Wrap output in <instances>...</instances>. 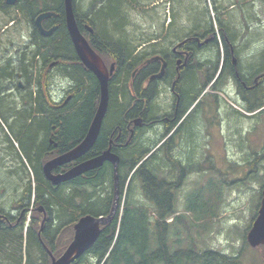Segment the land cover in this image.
Segmentation results:
<instances>
[{
  "label": "trees",
  "instance_id": "16d2710c",
  "mask_svg": "<svg viewBox=\"0 0 264 264\" xmlns=\"http://www.w3.org/2000/svg\"><path fill=\"white\" fill-rule=\"evenodd\" d=\"M134 1L92 0L90 5L88 4L94 12L92 23L83 21L82 14L74 2L76 20L81 31L88 32L84 29L86 24L94 28L92 33L95 35L87 38L91 47L102 57L107 66L115 64V67H118L109 80L110 104L106 124L110 125V129L125 119L141 116V110H148L152 106L154 111L158 110V106L150 102L151 97L147 93L139 98L140 102H135L133 107L130 106L132 92L138 95L139 89L137 79L133 78L135 68L140 60L153 56L156 49L149 46L145 53H141L139 50L141 44L148 41H134V38L126 32L130 25L127 9L132 7ZM99 3L101 6L95 10ZM180 7L183 8L182 5ZM196 8L193 6L189 8V17L193 19L192 26L195 28L208 23L207 12L198 11L201 8H197L198 10ZM9 9H16L22 14L23 22L29 28V43L26 47L31 51H25L17 60L11 57V60L0 68V120L7 124L8 129L6 132L0 124V136L3 137L1 143L7 145L5 154L12 153L16 157L15 165L18 168L1 163L6 171L0 181L4 182L3 187H5L1 196L9 191L11 197L7 200L8 206L12 208L17 206L20 213L15 220L21 218V223H17L14 229L11 228L12 230L7 226L4 227L0 222V264H51L50 255L58 259L73 241L74 226L80 219L86 216L100 218L110 215L114 204V167L105 163L102 167L72 180L73 183L67 182L61 187L53 186L42 175L41 169L46 162L73 150L84 140L98 109L100 85L96 76L87 71L77 58L67 30L63 0H17L14 5H8L7 0H0V11L8 15L10 20L15 21ZM47 12H53L55 16L43 24L44 28L57 27L50 37L42 36L35 25L36 18ZM222 16L221 13L220 17ZM216 19L221 35L225 37L223 34L225 26H222L220 18ZM235 25L233 20L227 23L228 28ZM160 26L161 35H164L166 26L165 24ZM170 27L172 37H177L188 30V28L178 30V26L173 24ZM165 40L168 42L169 38ZM261 62L263 64V61ZM215 63V61L210 62L216 69ZM50 65L58 67L59 69L55 70H59L65 79L73 83V88H69L67 92H77V96L65 106L63 99L55 97L51 91L55 75L50 73L48 79L43 80L45 70L52 71ZM38 69L43 72L41 75ZM205 74L207 73L197 70L188 74L185 84L190 91L187 89V92H202L213 79V76L209 75L206 85L203 86L204 82L201 80L204 81ZM9 84L10 89L12 87L14 92H17V97L13 98L14 94L4 90ZM148 92H154V88L152 87ZM262 96L260 92L259 99ZM17 98L20 103L16 102ZM142 98L147 102L142 101ZM194 102L195 98H192L187 106ZM263 108L264 104L252 103L250 111L256 112ZM193 131L194 127H192ZM109 140V133L101 132L93 149L85 158L88 160L99 156L110 146L113 153L121 156L122 152L124 159L119 165V175L122 177L119 208L116 217L102 227L96 243L73 264L86 263L88 256L95 260L93 261L95 264H242V251L238 256L230 257L211 250L201 253L197 250L195 240L192 242L190 240L187 248L182 247V239L175 241L174 248L168 243V229L175 227L174 224L167 222L168 218L173 217L185 228H190L185 214H177L178 191H164L163 186L167 184V180L160 182L155 174L160 163H167L165 157H159V153L168 151V143L151 154L154 147H147L146 144L122 149L116 142L110 145ZM155 145L154 143L152 146ZM148 155L150 157L147 161L142 162ZM131 159L132 161H128ZM137 166L134 177L139 179L144 194L142 195L154 208L151 212L132 199L129 189L126 191L127 199L123 197L125 173L127 172L126 177H129ZM63 169L65 171V167ZM71 186L74 190L67 194ZM88 186L94 190L107 186L111 191L104 198H100L95 195L97 190L89 189L88 192ZM24 195L29 197L26 206L23 203ZM33 196H35L36 209L32 211L30 225L26 227L28 208L32 204L29 201ZM189 196L187 208L192 207L198 213L197 218L204 219L203 215L207 213L202 207L204 205H201L200 196L197 194L195 199ZM39 207L48 213L47 226L43 228L41 235H39V222L44 214L38 213ZM22 212L25 214L22 215ZM210 216H214V213L212 212ZM187 231L190 235L191 230L187 229ZM247 233L248 230L244 234L245 248L250 246L246 238ZM260 264H264V261Z\"/></svg>",
  "mask_w": 264,
  "mask_h": 264
},
{
  "label": "rangeland",
  "instance_id": "374dc122",
  "mask_svg": "<svg viewBox=\"0 0 264 264\" xmlns=\"http://www.w3.org/2000/svg\"><path fill=\"white\" fill-rule=\"evenodd\" d=\"M91 2L92 0L75 1V6L80 10L83 21L88 23H92L94 16V12L89 7ZM153 2L159 6L158 9H151ZM233 3L238 5L229 8ZM98 5L95 10L101 6L100 3ZM179 5H182L183 8ZM192 6L193 8L196 6L201 8L199 10L196 8L198 11L207 12L209 19L206 20L214 22L212 23L214 29L218 27L216 18H220L219 13L222 10L227 11L228 16H230L229 20H233L236 24L234 29L243 30V34L239 38L241 40L240 45L243 47L246 45L245 50L250 48L254 54L253 67L255 70L264 67V0H135L132 7L127 9L130 25L126 32L134 38V41H151L154 38V25H156L157 31L162 30L160 24L166 26L167 21H172V17L173 26L189 29L194 24L193 19L189 17V8ZM9 11L13 13L11 17L15 21L10 20L8 15L0 11V60L4 59L6 62L12 56L13 60H17L23 56L25 51H31L26 47L29 43V28L23 22L22 14L16 9H9ZM249 13L252 16L247 21L245 16L247 17ZM248 25L252 26L250 33H247ZM169 27L166 26L165 28ZM170 29L171 27L169 32ZM85 36L89 39L90 34L85 32ZM209 54L211 53L204 52L199 58L203 59ZM38 71H40V75L43 73L40 69ZM52 74L55 77L51 91L55 97L63 98L64 92L73 88V83L71 80L65 79L59 70H54ZM201 82L204 81L201 80ZM223 88L226 91H233L228 90L227 86ZM4 90L8 91L7 86ZM33 90L35 92V88ZM199 90L201 89L199 88ZM11 93L15 95L13 98L17 97V92L12 90ZM221 93L227 95L229 101L218 95L221 99L220 107H218L220 122L214 126L203 124L200 129L196 128L194 137L187 146L186 153L189 161L187 160L186 164L190 162V165L187 167L188 171L183 170L182 172L186 176L183 188L177 194L176 209L178 215L185 214L186 222L190 228H185L173 217L168 218L167 222L171 225L174 224L175 227L168 229L167 240L172 248L175 247V241L179 239H182L183 248L188 247L190 240L191 242L195 240L197 250L201 253L211 250L222 255L236 257L242 251V264H260L264 261V247L251 248L249 246L245 248L244 234L247 230L249 231L258 213L264 186V111L250 116V112H248L250 110L244 108L240 102L241 98L237 97L236 92ZM261 93L262 98L255 99L254 105L264 104V92ZM18 101L17 98L16 102L20 103ZM230 101L236 105L239 104L247 112H238ZM213 110L215 111L214 108ZM0 124L8 132L7 124L1 120ZM192 125L193 127L196 125L194 121ZM2 139L3 137L0 136V181L3 174L6 173L1 163L18 169L15 165L16 157L12 153V155L5 154L7 145L1 143ZM155 140L156 138H153V141ZM152 147L154 146L151 145L150 148ZM177 170L178 168H176ZM126 173L123 197L125 196L127 199L126 191L129 189L130 196L139 202V206L147 209L148 212L153 211L152 204L143 196L139 179L133 177L129 182ZM3 186L4 182H0V214L10 216L12 207L8 206L7 200L11 194L8 191L7 194L1 196L3 188H5ZM20 188L22 190V187ZM68 189L67 194L74 190L72 186ZM89 189L97 190L95 195L100 198H104L111 191L107 186L96 190L89 187L88 192H90ZM21 190L19 191L22 192L23 190ZM197 194L200 196L201 205H204L202 207L207 213V215H203L204 219L197 218L198 213L192 207L187 208L188 196L190 195V198L195 199ZM25 197V199L23 198L24 206L28 205L26 201L29 199L28 196ZM33 201L34 199L31 197L29 202L32 204L28 208V219H31L32 211L35 208ZM4 202L7 204L5 205ZM5 206L7 207L4 208ZM212 212L214 216H210ZM17 223L20 224L21 222L16 221L15 226ZM28 226L29 223L27 222L26 227ZM187 229L191 230V239L189 240L190 235ZM176 230H178L177 234ZM93 261L95 260L88 256L84 264H95Z\"/></svg>",
  "mask_w": 264,
  "mask_h": 264
},
{
  "label": "flooded vegetation",
  "instance_id": "af4514ba",
  "mask_svg": "<svg viewBox=\"0 0 264 264\" xmlns=\"http://www.w3.org/2000/svg\"><path fill=\"white\" fill-rule=\"evenodd\" d=\"M157 7L159 6L155 2L151 4L152 10L158 9ZM171 24V21H167L166 26H170ZM86 25L84 29H86ZM161 32V30L157 31V27L154 25V38L145 44H141L139 48L141 53H145V50L149 46H153L156 49L153 56L143 58L135 68L133 78L137 79L139 89L138 95L132 92L133 98L132 104L130 105L133 107L135 102H140L139 98L147 93L151 97L150 102L158 106V110L154 111L153 106L148 110H141V116L130 120L125 119L112 129L109 128L110 125L106 124L107 113L101 132L109 133V144L113 145L116 142L122 149H128V147L139 144H146L147 147H150L155 142L156 145L152 153H156L162 146L168 143V151L159 153V157H165V162L167 163H160V167L158 166L155 174L160 182L167 180V184L163 186L164 191L177 190L179 192L183 188L186 176L182 172L183 170L188 171L187 167L190 165V162L186 164L187 160L189 161L186 151L187 146L194 137L195 129H200L201 126L203 127V124L214 126L220 122L218 107H220L221 99L218 96L219 93L236 92L237 97L241 98L240 102L244 107L251 110L252 103L255 102V99L260 98V92L264 89V68L255 70L253 67L254 54L250 48L245 50L247 48L246 45L243 47L235 41H229L227 37L224 39V36L220 33V29L215 30L210 21L197 28L192 26L177 37L171 36L169 28L164 32V35H161ZM90 35L94 36L95 34L90 32ZM166 38H169L168 42H166ZM3 51H5L4 48ZM204 52L211 54L203 59L199 58ZM214 61L217 64L216 69L210 64V62ZM6 63L4 59H1L0 68L5 66ZM58 64V67H60L59 62ZM58 67L52 65V71L45 70L43 80H47L50 73L52 74L53 70L59 69ZM83 67L86 69L84 65ZM116 69L118 70V67ZM162 70H164L163 77H155L161 74ZM194 70L207 73L205 74L203 86L206 85L209 75L213 76L211 84L202 92H187L188 87L185 84V80L188 74ZM224 86H227L228 90L231 89L233 91H226L223 88ZM152 87L154 88V92H148ZM7 89L9 94H12V90L14 91V88L11 87L10 89V84L7 85ZM64 94L65 96L61 98L63 99L64 106L77 96V92L66 91ZM225 96L227 97V95ZM192 98H195V102L187 106V103ZM142 101L147 102L146 99ZM137 119H141L139 126L136 125ZM193 121L196 125L192 132ZM154 132H156L155 135H153ZM153 138H156V140L153 141ZM123 156L121 152V156H119L121 159L120 163L124 159ZM85 160L87 158L84 156L74 163L57 168L54 173L67 172ZM128 161H132V159ZM158 162H160L159 159ZM64 167L65 171L63 169ZM176 168H178L177 171ZM119 177L120 182L122 177L121 175ZM132 177H134V172L130 174L128 180ZM68 182L71 184L74 181ZM66 183L64 182L59 185L51 184L61 187L66 185ZM146 200L149 201L147 198ZM19 213L18 207H13L10 217L7 220L5 217H2L5 218L4 221L6 224L1 225L4 227L7 226L8 229H14L16 227V221H21V218L20 220H15ZM21 214L24 215L25 213L22 212ZM47 214L46 217L43 215V218L39 222V235L42 234L43 228L47 226ZM0 222L2 223V221ZM30 222L31 219L29 220V225Z\"/></svg>",
  "mask_w": 264,
  "mask_h": 264
},
{
  "label": "water",
  "instance_id": "95a60500",
  "mask_svg": "<svg viewBox=\"0 0 264 264\" xmlns=\"http://www.w3.org/2000/svg\"><path fill=\"white\" fill-rule=\"evenodd\" d=\"M63 1L65 7V14H66L65 19H66L68 32L71 36L73 45L75 47L76 52L78 53L79 58L81 59L83 64L87 67V69H89L95 74V76L98 78L100 82L101 102L96 112V118L92 124L90 132L86 136L81 146H79L77 150H75L72 154L59 159L57 158L47 163L45 167L46 176L54 184L59 185L60 183L71 181L89 171L97 169L103 164L104 161H110L115 166V181H114L115 199H114L113 209L109 217L94 218L91 216H86L79 220V222L74 226V230H75L74 241L69 246L68 250L60 258V260L54 261L53 264L74 263L97 241L101 233V227L106 226L114 218V215L117 211V207L119 203V194H120L119 182L117 179V164L119 157L116 156L115 154L105 153L101 157H98L94 160L81 164L78 167H74L73 169L68 171L65 175L57 176V175H53L52 173L53 169L56 168L57 166L75 161L77 158L81 157L82 154L87 152L93 146L95 140L97 139L100 133L103 119L106 116L109 108L110 92L108 90V85H109V79L111 75H113L115 69L114 64H112V67L110 68V70H108L103 59L91 48L88 40L81 31L79 24L76 20V13L74 10L75 9L74 0H63ZM8 2L12 4L15 2V0H8ZM50 16H54V14L42 15L37 20V24L41 28V31L44 35L47 34L46 33L47 31H45L41 27V21L44 18ZM86 27L87 30L93 32V29L90 26H86ZM163 74H164V70H162L161 74L155 77L162 78ZM140 123H141V119H137L136 125L139 126ZM247 241L249 245L253 248L264 246V189L262 191L261 207L258 213V217L256 218L251 230L248 233Z\"/></svg>",
  "mask_w": 264,
  "mask_h": 264
},
{
  "label": "bare ground",
  "instance_id": "6f19581e",
  "mask_svg": "<svg viewBox=\"0 0 264 264\" xmlns=\"http://www.w3.org/2000/svg\"><path fill=\"white\" fill-rule=\"evenodd\" d=\"M16 1L17 0H15V2L14 3H12V4H10L9 2H8V0H7V4L8 5H14L15 3H16ZM186 7V6H185ZM154 8V7H153ZM158 8V7H157ZM150 11V10H149ZM161 13V12H160ZM45 14H54V16H55V13H53V12H47V13H42V14H40L37 18H36V20H35V25H36V27L38 28V30H39V32L41 33V35L42 36H44V37H50L51 35H53V32L57 29V27H53V28H51V29H45L44 28V26H43V24L45 23V21H47L48 19H50V18H52L53 16H50V17H46V18H44L42 21H41V27L45 30V31H47L46 33L47 34H43L42 33V31H41V28L39 27V25L37 24V20H38V18L40 17V16H42V15H45ZM168 14V13H167ZM79 15V14H78ZM116 15V14H115ZM116 17V16H115ZM88 18V17H87ZM168 18V17H167ZM171 18V17H170ZM169 18V19H170ZM83 19V18H82ZM172 19V21H174L173 20V17L171 18ZM209 19V18H208ZM80 20V19H79ZM215 24H216V22H215ZM67 25V24H66ZM203 25V24H202ZM208 25V24H207ZM121 26V25H120ZM212 26H213V24H212ZM181 27H183V26H181ZM214 27V26H213ZM170 28V27H169ZM94 29V28H93ZM183 29V28H182ZM68 30V29H67ZM178 30H179V28H178ZM215 30H219V28L218 27H215ZM50 31H51V33H50ZM95 32V31H94ZM69 33V32H68ZM96 33V32H95ZM84 34V33H83ZM220 34V33H219ZM224 35H225V37H227V39L230 41L231 39H230V37L226 34V33H223ZM40 35V34H39ZM69 36H70V34H69ZM146 36V35H145ZM221 36V35H220ZM225 37H223L224 39H225ZM70 39H71V36H70ZM225 41V40H224ZM71 42H72V39H71ZM72 44H73V42H72ZM91 46V45H90ZM73 47H74V45H73ZM92 48V47H91ZM93 49V48H92ZM74 50H75V47H74ZM94 50V49H93ZM95 51V50H94ZM96 52V51H95ZM75 53H76V55H77V58L80 60V62L83 64V62L81 61V59L79 58V56H78V53L76 52V50H75ZM97 53V52H96ZM98 54V53H97ZM99 55V54H98ZM100 56V55H99ZM101 57V56H100ZM102 58V57H101ZM104 61V60H103ZM84 65V64H83ZM106 65V64H105ZM85 66V65H84ZM107 66V65H106ZM114 66H115V64H114ZM86 67V66H85ZM112 67V64H111V66L110 67H108L107 66V68H108V70H110V68ZM264 68V67H263ZM86 69H87V67H86ZM87 70H89V69H87ZM115 70H116V67H115V69H114V72H115ZM90 71V70H89ZM90 72H92V71H90ZM93 73V72H92ZM94 74V73H93ZM95 75V74H94ZM113 75H114V73H113ZM113 75H111V76H113ZM242 77V76H241ZM97 78V77H96ZM111 78V77H110ZM97 80H98V78H97ZM110 80V79H109ZM99 81V80H98ZM99 85H100V82H99ZM108 90H109V85H108ZM100 92H101V88H100ZM100 102H101V96H100ZM100 102H99V105H98V108H99V106H100ZM109 104H110V99H109ZM98 110V109H97ZM107 113H108V111H107ZM47 115V114H46ZM107 115V114H106ZM48 117V116H47ZM66 117V116H65ZM106 117V116H105ZM105 117H104V119H103V122H102V126H103V123H104V120H105ZM81 118V117H80ZM95 118H96V114H95V116H94V119H93V121H92V123H91V125H90V128H89V130H88V132H87V135L89 134V132H90V129H91V127H92V124H93V122H94V120H95ZM72 120V119H71ZM69 122V121H68ZM75 124V123H74ZM33 125V124H32ZM46 125V124H45ZM76 125V124H75ZM102 126H101V129H100V133H101V130H102ZM33 127V126H32ZM38 128H40V127H38ZM24 129V128H23ZM46 129V128H45ZM32 133V132H31ZM100 133H99V135H100ZM11 135V134H10ZM86 135V136H87ZM99 135H98V137H99ZM86 136H85V138H86ZM50 137H52V136H50ZM98 137H97V139H98ZM47 138V137H46ZM85 138H84V140H85ZM97 139L95 140V142H94V144H93V146L87 151V152H85L84 154H82V156L81 157H79V158H77L75 161H72V162H70V163H67V164H71V163H74V162H76V161H78V160H80V159H82L84 156H86L92 149H93V147H94V145H95V143H96V141H97ZM10 140V139H9ZM83 140V141H84ZM83 141L76 147V148H74L73 150H71V151H69V152H67V153H65V154H62V155H60V156H58V157H55V158H53V159H51V160H49L48 162H46L45 164H44V167H43V172H44V175H45V177H46V179L47 180H49L51 183H53L47 176H46V171H45V167H46V164L47 163H49V162H51V161H53V160H55V159H59V158H62V157H65V156H67V155H70V154H72L75 150H77V148L79 147V146H81V144L83 143ZM12 142V141H11ZM20 142V141H19ZM36 142V141H35ZM20 144V143H19ZM23 144V143H22ZM110 145H112V144H110ZM20 146V145H19ZM32 148V147H31ZM26 150H28V149H26ZM23 151V150H22ZM53 151V150H52ZM29 153V152H28ZM93 153V152H92ZM105 153H110V154H115V153H113L112 151H111V146H110V148L109 149H107L105 152H103L101 155H99V156H96V157H94V158H91V159H88V160H85V161H83V162H81V163H79L78 165H76V166H74V167H78L79 165H81V164H84V163H86V162H89V161H91V160H94V159H96V158H98V157H101V156H103ZM47 155V154H46ZM116 156H118L119 157V155H117V154H115ZM30 156V155H29ZM28 156V157H29ZM19 157V156H18ZM38 158V157H37ZM52 158V157H51ZM28 160V159H27ZM120 157H119V159H118V164H117V179H118V182H119V164H120ZM105 163H110V164H112V166L114 167V181H115V166H114V164L113 163H111L110 161H104L103 162V164L100 166V167H102ZM66 163L65 164H63V165H59V166H57L56 168H54L53 169V175H65L68 171H70L71 169H73L74 167H72L70 170H68L67 172H64V173H59V174H55L54 173V171L57 169V168H59V167H62V166H64V165H67ZM100 167H98V168H100ZM35 168V167H34ZM97 168V169H98ZM42 170V169H41ZM96 170V169H95ZM92 171H94V170H92ZM42 172V171H41ZM43 172H42V175H43ZM90 172V171H89ZM89 172H87V173H89ZM134 172V171H133ZM132 172V173H133ZM86 174V173H85ZM85 174H83V175H85ZM8 175V174H7ZM82 176V175H81ZM80 177V176H79ZM74 180V179H73ZM72 181V180H71ZM31 182V181H30ZM68 182V181H67ZM64 183V182H63ZM39 184V183H38ZM54 184V183H53ZM61 184V183H60ZM54 185H56V184H54ZM114 185V184H113ZM32 188V187H31ZM7 189V188H6ZM263 189H264V186H263V188H262V191H263ZM32 196V195H31ZM120 194H119V203H118V207H117V211H118V208H119V204H120ZM26 197H24V199H25ZM33 199H34V201H35V196H33ZM114 199H115V190H114ZM32 201V200H31ZM34 201H33V203H34ZM20 203H22V202H20ZM28 203V202H27ZM26 205V204H25ZM114 205V204H113ZM33 206V205H32ZM7 206H5L4 208H6ZM260 207H261V204H260ZM260 207H259V210H260ZM3 208V209H4ZM34 208V207H33ZM8 209H10V208H8ZM36 209V208H35ZM112 209H113V207H112ZM121 209H122V207H121ZM10 210H12V209H10ZM34 210V209H33ZM41 210H42V212H41ZM259 210H258V213H259ZM6 211H8V210H6ZM38 211H39V213L41 212V213H43L44 214V216L46 217V211L42 208V207H39L38 208ZM117 211H116V213H115V215H114V218L116 217V214H117ZM5 212V211H4ZM111 212H112V210H111ZM10 213V212H9ZM258 213H257V215H256V217L254 218V220H253V223L255 222V220H256V218L258 217ZM111 214V213H110ZM32 216V215H31ZM110 215H108L107 217H109ZM2 217H5L6 218V220H7V218H9L10 216H8L7 214L6 215H1L0 214V220L1 221H3L5 218H2ZM107 217H100V218H107ZM113 218V219H114ZM24 220V219H23ZM29 220H30V218L28 219V222H29ZM4 222V224H6V222L5 221H3ZM2 222V223H3ZM12 222V221H11ZM15 222V221H14ZM24 222V221H23ZM111 222V221H110ZM109 222V223H110ZM10 223V222H9ZM253 223H252V225L250 226V228H249V231L251 230V228H252V226H253ZM24 224V223H23ZM8 228V227H7ZM12 230V229H11ZM249 231H248V233H249ZM101 232H102V227H101ZM132 232V231H131ZM248 233H247V235H246V238H247V236H248ZM101 234V233H100ZM31 236V235H30ZM35 236V235H34ZM74 237H75V230H74ZM98 240V239H97ZM73 241H74V238H73ZM72 241V242H73ZM125 241V240H124ZM35 242V241H34ZM72 242H71V244H72ZM248 242V241H247ZM96 243V242H95ZM94 243V244H95ZM70 244V245H71ZM93 244V245H94ZM69 245V246H70ZM92 245V246H93ZM69 246H68V248H69ZM91 246V247H92ZM90 247V248H91ZM68 248L66 249V251L68 250ZM89 248V249H90ZM253 248V247H252ZM88 249V250H89ZM116 249V248H115ZM127 249V248H126ZM87 250V251H88ZM65 251V252H66ZM86 251V252H87ZM64 252V253H65ZM85 252V253H86ZM63 253V254H64ZM63 254H62V256H63ZM51 257H52V263L51 264H53L54 263V261H59L60 260V258L62 257H59L58 259H56V258H54L53 257V255H50ZM78 260V259H77ZM28 261V260H27ZM45 262V261H44ZM73 264V263H72ZM120 264V263H119Z\"/></svg>",
  "mask_w": 264,
  "mask_h": 264
},
{
  "label": "crops",
  "instance_id": "0c3cea01",
  "mask_svg": "<svg viewBox=\"0 0 264 264\" xmlns=\"http://www.w3.org/2000/svg\"><path fill=\"white\" fill-rule=\"evenodd\" d=\"M237 5H238L237 3H233L231 6H229V8L230 7L237 6ZM221 13H222L223 16L220 17V20L222 22V26H225V30H224L225 32L224 33H226L230 37L231 41H235L238 44H240V41L241 40H239V38L243 34V30L241 29V30L238 31V30L234 29V26H231L230 28H228L227 23L230 22V20H229L230 16H228L229 14H228L227 11H223L222 10L220 12V14ZM251 16L252 15L250 13L247 16L248 18L245 16L246 20L248 21L249 19H251ZM245 18H244V21H246ZM251 29H252V26L248 25V27H247V33H250L251 32Z\"/></svg>",
  "mask_w": 264,
  "mask_h": 264
}]
</instances>
